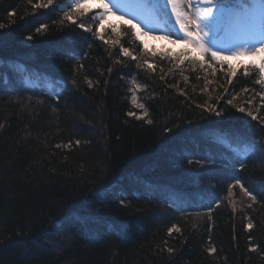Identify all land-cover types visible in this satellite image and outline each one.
Returning a JSON list of instances; mask_svg holds the SVG:
<instances>
[{"label": "trees", "instance_id": "1", "mask_svg": "<svg viewBox=\"0 0 264 264\" xmlns=\"http://www.w3.org/2000/svg\"><path fill=\"white\" fill-rule=\"evenodd\" d=\"M62 17L0 0V264H264V131L226 104L259 92L258 76L228 84L227 64H180L185 50H152L124 23L100 30L121 42L105 45ZM134 80L143 120L128 115L142 114ZM245 106L264 115L258 95ZM237 178L256 202L238 185L229 195Z\"/></svg>", "mask_w": 264, "mask_h": 264}, {"label": "snow or ice", "instance_id": "2", "mask_svg": "<svg viewBox=\"0 0 264 264\" xmlns=\"http://www.w3.org/2000/svg\"><path fill=\"white\" fill-rule=\"evenodd\" d=\"M28 4L34 9H49L51 6V11L55 12L57 8H60L63 11V17L59 20L61 25H65L66 22L68 25H76L78 28L82 29L84 32L91 33L94 37H97L105 45L112 44L117 45L120 44V40H108L105 39L104 35L101 34L100 30L104 29L105 25L103 24V20L105 16L114 12V9L119 7V0L117 3H113V0H99L97 7L101 10V12L93 15H88L92 11L90 7V0H69L67 4L63 3V0H28ZM165 14L167 13V9H171V14L175 16V21L179 25V32L183 35H177L176 39H170V43L177 44L182 43L185 45L186 50L182 51L179 55V63L184 64L187 59L190 63H195L199 61L200 65L203 67L205 60L204 57L208 58V67H213L211 61H215L221 65V68L224 64L228 65V78L227 83L232 84L233 77L237 76L238 71H243V75L245 78L249 77H257L254 79V84L260 86V91L255 93V95H251L247 98L243 103H240L237 106L234 101L237 100L239 93L232 95L230 99H226V104L230 105L232 108H237L240 113H246L247 116L251 117L253 121H257V124L260 126L261 130L264 131V115H257L255 113H259L260 109H253L252 107H246L245 105H251L253 100L256 99L258 95L261 98V101L264 102V42L257 46L254 43L246 42L245 44L240 45L237 50H234L231 55L225 56L220 53L218 50H213L210 46H208L205 41V37L208 33L205 29L210 26H214L221 20L225 11L230 7H238L244 11H250L254 15L258 16L262 24H264V0H246L244 3H240L238 5H226L224 0H165ZM14 15V13H9V16ZM123 19V16H121ZM99 21V27L96 31H93L92 27L86 26L89 23H95ZM124 25L130 26L132 30L133 36L138 35V31L136 30V25L131 22V20H123ZM4 25L0 24V28H3ZM47 25L42 24L40 28H37V32L46 31ZM116 27H112V32L116 33ZM175 32V29H174ZM157 38H168V37H153V39ZM29 40L32 39L31 36L28 37ZM145 51H149L147 48ZM198 53V55H194L193 53ZM118 55L122 58H130L131 61H136L137 68H144L147 65V69L151 71H155V66L148 62L147 59H143L141 62L138 60V57L133 54V50H130L129 47H125L123 45L119 48ZM237 60L238 64L233 65L232 61ZM115 63L124 64L125 61L123 59H118ZM82 67V65H81ZM109 72L112 71L111 68L108 69ZM215 74V69L213 70V75ZM164 77L162 76L161 79ZM187 79V78H185ZM75 83V81H73ZM88 86L91 88V81L88 82ZM137 87L140 85L137 82ZM133 91V89H129ZM225 93L228 92V89H224ZM242 91L244 93H249L248 88H243ZM225 97L222 95H217L216 100H224ZM132 102L134 106L140 110H142L141 115H137L136 112L130 111L128 112L129 116L134 117L137 120H143L145 117L149 116V111L146 108L144 103H140L137 101V96L135 94L132 95ZM198 107H202L201 105H197ZM209 110L214 112L216 116L223 115V108L217 110L215 107H209ZM148 124L152 123L151 119H147ZM3 125L0 124V128ZM80 141L77 140L76 144H79ZM60 147V145H57ZM250 151H255V142L253 141L250 145ZM192 163V161H189ZM241 168H243V162H241ZM240 187V191L244 194V196L248 197L251 201L256 202L257 196L253 194L248 188L241 183L240 179H235L234 183L229 186V195H232V189L235 186ZM219 205L217 204V207ZM251 207V204L248 205ZM211 211L209 208L208 218L211 219ZM233 211H236V205L233 203ZM195 227V225H194ZM249 229L253 227L251 223L247 225ZM173 231L179 233L181 230L176 225H173L168 229L169 234L171 235ZM251 251H255L256 249L253 247L250 249ZM167 251L171 254L175 251L173 248H168ZM210 252H215V248L209 249Z\"/></svg>", "mask_w": 264, "mask_h": 264}, {"label": "rangeland", "instance_id": "3", "mask_svg": "<svg viewBox=\"0 0 264 264\" xmlns=\"http://www.w3.org/2000/svg\"><path fill=\"white\" fill-rule=\"evenodd\" d=\"M98 2L99 0H90V7L97 15L101 12L97 7ZM224 2L228 5L227 0ZM113 3H117V0H113ZM165 8V0H119V7L115 8L113 13L105 16L103 24L115 26L123 23V20H131L137 26L138 36L146 47L156 51L186 50L182 43L172 44L169 42L170 39H176L177 35L183 34L179 32V25L175 21V16L171 14V9L168 8V14H165ZM205 31L208 33L205 37L208 46L213 50L220 51L225 56L231 55L234 50L246 42L254 43L257 46L264 42V24L258 16L240 8L233 10L228 8L219 23L210 26ZM153 37L168 38L153 39ZM193 54L198 55L195 52ZM133 82L137 101L143 103L142 98L146 95V87L137 80ZM137 82L140 87H137Z\"/></svg>", "mask_w": 264, "mask_h": 264}, {"label": "bare ground", "instance_id": "4", "mask_svg": "<svg viewBox=\"0 0 264 264\" xmlns=\"http://www.w3.org/2000/svg\"><path fill=\"white\" fill-rule=\"evenodd\" d=\"M255 30H259V29H255Z\"/></svg>", "mask_w": 264, "mask_h": 264}]
</instances>
